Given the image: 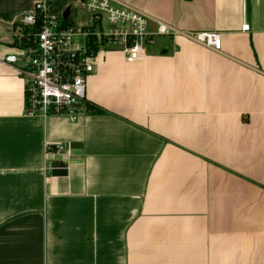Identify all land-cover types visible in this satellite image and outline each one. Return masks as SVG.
Here are the masks:
<instances>
[{
	"label": "crops",
	"instance_id": "obj_1",
	"mask_svg": "<svg viewBox=\"0 0 264 264\" xmlns=\"http://www.w3.org/2000/svg\"><path fill=\"white\" fill-rule=\"evenodd\" d=\"M37 1L0 0V264H264V0H119L178 32L99 52L74 122L4 60Z\"/></svg>",
	"mask_w": 264,
	"mask_h": 264
},
{
	"label": "built area",
	"instance_id": "obj_2",
	"mask_svg": "<svg viewBox=\"0 0 264 264\" xmlns=\"http://www.w3.org/2000/svg\"><path fill=\"white\" fill-rule=\"evenodd\" d=\"M89 22L73 26L52 13L49 0H40L15 21L14 47L5 62L15 65L25 84V112L29 116H64L77 121L92 113L87 96L88 77L104 50H120L127 62L143 61L147 46L157 35L177 34L119 0H81ZM188 38L216 51L222 50L220 32H186Z\"/></svg>",
	"mask_w": 264,
	"mask_h": 264
},
{
	"label": "rangeland",
	"instance_id": "obj_3",
	"mask_svg": "<svg viewBox=\"0 0 264 264\" xmlns=\"http://www.w3.org/2000/svg\"><path fill=\"white\" fill-rule=\"evenodd\" d=\"M70 9V16L68 19H65L64 16H63V13L62 11L64 10H61V13L62 14H58V16L65 20L67 23H69L70 25H73V26H77V27H81L83 25H85L84 23H87V13L86 11L83 9V8H71L70 7H67L65 8L64 11H66L67 9Z\"/></svg>",
	"mask_w": 264,
	"mask_h": 264
},
{
	"label": "water",
	"instance_id": "obj_4",
	"mask_svg": "<svg viewBox=\"0 0 264 264\" xmlns=\"http://www.w3.org/2000/svg\"><path fill=\"white\" fill-rule=\"evenodd\" d=\"M69 14H70V9L68 8L66 11H65V13H64V18L65 19H67L68 17H69ZM166 50H167V48H166Z\"/></svg>",
	"mask_w": 264,
	"mask_h": 264
},
{
	"label": "trees",
	"instance_id": "obj_5",
	"mask_svg": "<svg viewBox=\"0 0 264 264\" xmlns=\"http://www.w3.org/2000/svg\"><path fill=\"white\" fill-rule=\"evenodd\" d=\"M92 108H93V110H92V113H93V111H100V110H97L98 108H96L95 106H92Z\"/></svg>",
	"mask_w": 264,
	"mask_h": 264
}]
</instances>
